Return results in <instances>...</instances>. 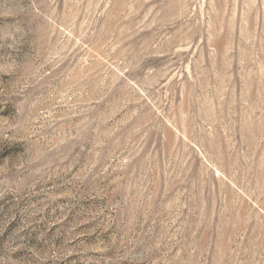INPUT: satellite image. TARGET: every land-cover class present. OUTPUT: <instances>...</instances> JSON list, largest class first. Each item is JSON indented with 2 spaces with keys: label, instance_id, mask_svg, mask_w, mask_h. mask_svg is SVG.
<instances>
[{
  "label": "rangeland",
  "instance_id": "1",
  "mask_svg": "<svg viewBox=\"0 0 264 264\" xmlns=\"http://www.w3.org/2000/svg\"><path fill=\"white\" fill-rule=\"evenodd\" d=\"M0 264H264V0H0Z\"/></svg>",
  "mask_w": 264,
  "mask_h": 264
}]
</instances>
